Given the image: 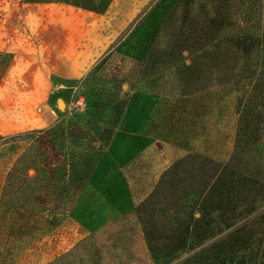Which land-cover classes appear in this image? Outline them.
<instances>
[{
	"label": "rangeland",
	"instance_id": "rangeland-1",
	"mask_svg": "<svg viewBox=\"0 0 264 264\" xmlns=\"http://www.w3.org/2000/svg\"><path fill=\"white\" fill-rule=\"evenodd\" d=\"M207 27L193 0H156L147 17L114 41L99 70L80 81L54 80L48 104L57 123L86 115L101 94L116 115L89 142L96 150L86 161L91 176L69 213L54 203L37 211L17 209L24 205L20 193L16 209L0 206V264H165L148 252L138 205L178 159L196 152L226 162L233 150L237 116L229 88L247 56L228 50L230 45L224 52L206 51L216 43L205 39ZM187 46L197 48L193 65L187 54L177 55ZM10 59L0 53V86ZM34 99L0 95V203L6 176L30 145L29 136L44 131L35 128L41 112L30 111ZM261 214L264 204L251 218ZM193 254L170 264H183Z\"/></svg>",
	"mask_w": 264,
	"mask_h": 264
},
{
	"label": "trees",
	"instance_id": "trees-1",
	"mask_svg": "<svg viewBox=\"0 0 264 264\" xmlns=\"http://www.w3.org/2000/svg\"><path fill=\"white\" fill-rule=\"evenodd\" d=\"M193 2L206 16L205 39L216 41L206 51L212 47L224 52L223 46L230 45L228 50L247 56L239 66L238 81L229 88L237 116L233 150L226 162L196 152L175 161L138 205L137 218L155 262L170 264L194 252L183 264H247L248 258L264 264V214L251 218L258 205L264 204V154L260 151L264 20L259 10L263 1ZM155 4L152 0L138 21L147 17ZM159 33L153 36L158 38ZM196 52L197 48L187 46L177 55L187 54L193 65ZM103 61L92 72L99 70ZM110 105L107 97L98 95L86 115L63 119L30 135V145L6 176L0 206L16 209L14 202L20 193L24 205L17 209L37 211L44 209V203H54L60 213H69L78 190L91 176L86 161L96 150L89 142L106 131L116 115ZM211 240L215 241L198 251Z\"/></svg>",
	"mask_w": 264,
	"mask_h": 264
},
{
	"label": "crops",
	"instance_id": "crops-1",
	"mask_svg": "<svg viewBox=\"0 0 264 264\" xmlns=\"http://www.w3.org/2000/svg\"><path fill=\"white\" fill-rule=\"evenodd\" d=\"M151 1L0 0V53L11 57L0 95L35 98V128L53 127L54 80L84 79Z\"/></svg>",
	"mask_w": 264,
	"mask_h": 264
},
{
	"label": "water",
	"instance_id": "water-1",
	"mask_svg": "<svg viewBox=\"0 0 264 264\" xmlns=\"http://www.w3.org/2000/svg\"><path fill=\"white\" fill-rule=\"evenodd\" d=\"M61 106H62V104H61Z\"/></svg>",
	"mask_w": 264,
	"mask_h": 264
}]
</instances>
